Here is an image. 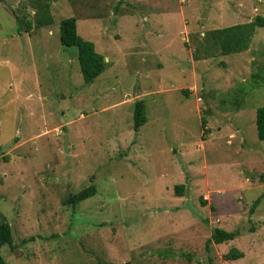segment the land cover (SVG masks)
I'll list each match as a JSON object with an SVG mask.
<instances>
[{
    "label": "rangeland",
    "instance_id": "obj_1",
    "mask_svg": "<svg viewBox=\"0 0 264 264\" xmlns=\"http://www.w3.org/2000/svg\"><path fill=\"white\" fill-rule=\"evenodd\" d=\"M46 15L50 24L31 23ZM256 16L264 18V0L0 3L6 264H264V197L251 213L264 194L255 127L264 27L239 54L212 45L195 54L209 31ZM71 17L106 62L90 83L76 49L59 41V23ZM138 100L146 121L135 132ZM90 186L92 197L63 205ZM215 228L239 236L206 251ZM232 248L243 257L225 261Z\"/></svg>",
    "mask_w": 264,
    "mask_h": 264
},
{
    "label": "trees",
    "instance_id": "obj_2",
    "mask_svg": "<svg viewBox=\"0 0 264 264\" xmlns=\"http://www.w3.org/2000/svg\"><path fill=\"white\" fill-rule=\"evenodd\" d=\"M5 0H0V3H3ZM17 20V19H16ZM51 22V17L48 15L43 16L41 19H36L31 23L36 25H48ZM17 23L22 24L20 20ZM30 22H26L25 30L28 31L31 27ZM22 26V25H20ZM264 27V18L256 16L253 21L236 24L222 29H215L209 31L203 39V42L195 50V54L203 49L204 51L206 46H211L216 49L222 56H228L233 54H239L247 50L251 39L257 28ZM59 41L63 47L70 48L74 47L77 51V61L80 69V73L86 83H90L99 77L106 69V62L104 58L97 54L94 50L92 43L82 40L76 31V19L74 17L66 18L60 21L59 23ZM194 60L197 61L198 58L194 57ZM187 93V90L184 91ZM145 103L143 100H138L134 102L133 109V120H134V131L137 132L138 129L145 123ZM205 120L201 119L202 128L205 127ZM255 127L256 135L260 141H264V107H259L255 111ZM183 186H176L174 188L175 195L182 196ZM95 194V187L90 186L86 189L81 190L78 193L70 195L68 198L63 200V205L71 206L75 208L79 203L85 201L86 199L92 197ZM264 197V194L257 199L251 209V213L257 207ZM202 204L205 203L202 201ZM239 236V231L234 230L227 232L220 228H215L210 235V238L205 242V250L209 251L210 245L216 244L220 245L229 241H233ZM13 236L10 225L8 222L3 219L0 222V249L4 246L12 247ZM243 257V253L238 251L235 248H232L228 251L227 254L223 255L225 261H234ZM0 264H6L4 258L0 254ZM105 264V263H102Z\"/></svg>",
    "mask_w": 264,
    "mask_h": 264
},
{
    "label": "crops",
    "instance_id": "obj_3",
    "mask_svg": "<svg viewBox=\"0 0 264 264\" xmlns=\"http://www.w3.org/2000/svg\"><path fill=\"white\" fill-rule=\"evenodd\" d=\"M135 95V94H134ZM133 98H134V96H133Z\"/></svg>",
    "mask_w": 264,
    "mask_h": 264
},
{
    "label": "water",
    "instance_id": "obj_4",
    "mask_svg": "<svg viewBox=\"0 0 264 264\" xmlns=\"http://www.w3.org/2000/svg\"><path fill=\"white\" fill-rule=\"evenodd\" d=\"M133 96H134V94H133Z\"/></svg>",
    "mask_w": 264,
    "mask_h": 264
}]
</instances>
